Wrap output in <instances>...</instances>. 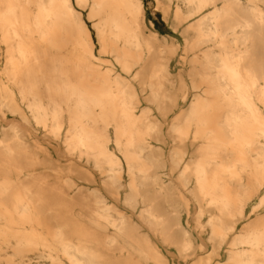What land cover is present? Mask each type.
<instances>
[{
    "label": "bare ground",
    "instance_id": "1",
    "mask_svg": "<svg viewBox=\"0 0 264 264\" xmlns=\"http://www.w3.org/2000/svg\"><path fill=\"white\" fill-rule=\"evenodd\" d=\"M223 246L264 264V0H0V264Z\"/></svg>",
    "mask_w": 264,
    "mask_h": 264
},
{
    "label": "rangeland",
    "instance_id": "2",
    "mask_svg": "<svg viewBox=\"0 0 264 264\" xmlns=\"http://www.w3.org/2000/svg\"><path fill=\"white\" fill-rule=\"evenodd\" d=\"M151 2L153 0H150ZM166 25V24H165ZM199 55V54H198ZM182 71H183V80L185 82V86H186V92H187V96L191 95L192 93L190 92L189 88H188V82H187V66L186 65H183L181 67ZM177 100L180 102V104L182 103V99L178 96L177 97ZM186 104V102L183 103V105ZM182 105V106H183ZM183 108V107H182ZM188 200H189V205L192 209V215H191V222H192V219L193 217L196 216V212H195V203L194 201L189 197L187 196ZM207 214H204L200 220L203 221L205 219ZM226 251H227V246H223L221 249L217 250V253L213 254L211 256V260H210V264H215L216 262H223L226 258Z\"/></svg>",
    "mask_w": 264,
    "mask_h": 264
}]
</instances>
